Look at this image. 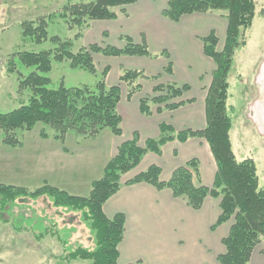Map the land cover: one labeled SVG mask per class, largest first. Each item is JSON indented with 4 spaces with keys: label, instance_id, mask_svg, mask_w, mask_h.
I'll return each mask as SVG.
<instances>
[{
    "label": "trees",
    "instance_id": "16d2710c",
    "mask_svg": "<svg viewBox=\"0 0 264 264\" xmlns=\"http://www.w3.org/2000/svg\"><path fill=\"white\" fill-rule=\"evenodd\" d=\"M136 0H92L65 6L60 18L66 21L69 29L83 28L90 21L111 20L116 14L112 8L134 3ZM255 0H168L162 15L171 21L178 22L181 17L193 13L225 11V40L221 51L217 50L218 37L210 31L201 38L203 53L215 63L211 82L205 97L206 124L203 129H183L176 131L167 123L158 125L159 135L148 138L144 145H139L137 132L132 138L117 146L116 154L105 164L99 179L91 182L87 196L71 195L57 187L44 183L30 191L23 186L0 183V212L15 204L20 198L36 199L47 196L54 207H63L67 211L79 212L80 220L92 235V249L81 245L60 256L61 262L70 263L88 260L91 264H118V246L123 239L125 216L116 213L108 218L103 212V205L124 185L146 183L155 189H169L172 196L183 199L193 208L199 209L205 198L219 199L220 213L211 225L215 229L220 224L232 221L228 234L221 240L224 252L217 255L220 264H249L252 251L264 239V189L259 185L256 166L251 158L238 161L233 153L229 132L232 127L228 111V72L231 68L232 56L238 46L245 44L244 32L251 26L255 16ZM69 13V14H68ZM70 15V18H69ZM58 16V17H59ZM54 14L48 15L51 19ZM46 20L23 21L20 24L21 35L34 43L45 40L55 42L53 49L41 51H21L17 53L21 65L33 68L26 77L19 80V88L29 89L30 96L26 103L8 112L0 111V144L19 147L20 141L15 130H31L36 123H43L54 130L53 138L62 141L69 131L81 138H95L102 130L108 129L114 136L122 134L121 115L118 104L121 98V83L127 85L126 99L141 89L138 79L148 78L142 70H126L119 75L118 83L107 86L105 77L109 66L101 71V79L94 86L49 88L50 79L47 74L52 70L53 62L68 61L73 69H80L91 74L96 73L93 56L102 54L107 57L146 56L151 54L146 43H134L126 37L121 47L111 45L88 44L77 51H72L71 40H61L57 36L48 37ZM76 33V38L80 37ZM103 35H106L105 33ZM160 55L167 58V53ZM9 70L13 71V63ZM172 73L171 63L164 68ZM154 79L157 76L151 75ZM190 86L176 83H157L152 87L153 95L139 99V111L151 115L153 110H175L192 99L181 97ZM42 137H48L41 132ZM192 137L204 139L216 163V172L211 186L195 184L194 176H199L198 161L189 159L176 167L167 180L161 179V167L149 165L145 170L133 175L121 183L127 172L137 167L142 157L149 152L161 154L162 147L168 142H186ZM1 217V216H0ZM17 230L21 225L12 223ZM66 237H70L73 228L63 229ZM72 234V233H71ZM47 235H57L62 244L66 238L60 231L44 228L35 237L40 240Z\"/></svg>",
    "mask_w": 264,
    "mask_h": 264
},
{
    "label": "rangeland",
    "instance_id": "374dc122",
    "mask_svg": "<svg viewBox=\"0 0 264 264\" xmlns=\"http://www.w3.org/2000/svg\"><path fill=\"white\" fill-rule=\"evenodd\" d=\"M81 0H0V111L8 112L21 104L26 103L30 96L29 89L19 88V80L26 77L33 68H27L20 64L17 53L21 51H41L53 49L55 42L49 39L42 43H34L29 38H23L21 35L20 24L23 21H37L40 19L47 22L48 37L57 36L61 40H71L72 51H77L88 44L97 43L101 46L111 45L121 47L126 43V37L118 38L107 31H99V26L103 27L104 21H96L90 23V30H87L89 24L83 28L69 29L66 21L60 18L59 14L63 13L66 5L79 3ZM92 0H85L89 2ZM255 16L251 26L244 32L245 44L238 46L232 56L230 71L228 72V111L232 121L231 127V143L233 153L238 161L251 158L256 166L259 185L264 189V0H255ZM117 14L119 8H112ZM215 12L220 20V24L215 25L216 36L218 37L217 50L221 51L224 45V29H225V11ZM54 14L49 19L48 15ZM69 14V13H68ZM59 16V17H58ZM70 18V15H69ZM224 21V23L222 22ZM104 29V28H103ZM223 29V33L221 32ZM80 32V37L76 38L75 34ZM106 35H103V34ZM222 33V35H221ZM153 55L157 53H151ZM96 67V73L91 74L84 70L73 69L69 67L68 61L53 62L52 70L45 74L49 77V88H57L61 84L65 87H80L83 85L94 86L101 79V71L104 67L109 66L108 73L105 77L107 86L117 84L120 73L126 70H135L134 65L144 64L142 59L128 57H107L102 54L93 56ZM155 58V57H152ZM147 57V61L156 63L161 69V56L157 59ZM146 60V59H143ZM149 60V61H148ZM13 63V71H10V65ZM168 62H166L167 66ZM199 66H208L207 61L197 63ZM215 69L214 64H210V78L212 71ZM141 70V69H138ZM142 71V70H141ZM144 71V70H143ZM190 72H196L192 69ZM168 72L161 70L155 73L157 76H148V78L138 79L141 89L136 92L134 98L142 95V97L153 95L152 86L157 83H172L168 80ZM207 75L203 76L206 79ZM190 85L191 80L181 78ZM166 80V81H165ZM211 82V81H210ZM185 83V82H183ZM122 86V106L126 101L127 85L121 83ZM208 87V86H207ZM207 91V88H206ZM197 94V89L192 86L191 90L184 94L181 99ZM133 100V99H132ZM263 119V121H262ZM41 132H46L48 137H42ZM107 132V133H103ZM100 132L95 138H81L73 131L65 134L62 141L53 138L54 130L43 123H36L31 130L18 129L14 134L21 142V157L31 161L30 170L26 165L18 166L16 178L28 177L26 181H17L16 178L6 180L3 174L14 176L9 168L4 166L10 162L7 156L0 157V164L3 166L0 171V182L6 185L23 186L33 191L44 183L51 186L48 177H55L57 173L51 171L47 176H40L36 172L46 170L47 166L61 161L62 152H68L70 156L79 159L80 176L75 182L68 183V186L75 187L76 190H69L76 196L85 197L90 190V181L101 175L103 168L100 162V154L107 146L108 140L106 136H113L109 130ZM230 133V132H229ZM108 134V135H106ZM1 136V132H0ZM60 144L61 147L55 145ZM49 144L55 145L58 153H50L48 150L53 149ZM1 145V144H0ZM6 147V145H2ZM10 148V147H9ZM13 148V147H11ZM10 150V149H9ZM54 150V149H53ZM7 151V150H6ZM61 151V152H60ZM8 155V152H4ZM116 152L113 154V156ZM112 156V157H113ZM39 157V158H38ZM111 157V158H112ZM67 158V156H66ZM109 158L108 160H110ZM106 161V163L108 162ZM42 162V163H41ZM105 163V164H106ZM139 168V167H138ZM147 168V167H146ZM11 170V169H10ZM139 169H135L137 171ZM47 171H50L48 167ZM26 172H28L26 174ZM136 174V173H135ZM133 174V175H135ZM132 175V176H133ZM123 180H121V183ZM54 187L62 188L63 186L54 185ZM77 187V188H76ZM68 192V190H65ZM70 194V193H69ZM72 195V194H71ZM0 264H91L88 260H78L70 263L61 262L60 256L67 254L68 251L81 245L85 248L92 249L94 246L92 235L87 227L80 220V213L67 211L63 207H54L47 196H41L36 199L28 197L20 198L15 204L8 206L4 211L0 212ZM12 223L21 225V230H17ZM75 226V227H73ZM49 228L52 231H60V235L66 238L64 244L57 240V235H47L37 240L35 237ZM73 228L74 232L70 233V237H66L64 231L61 230Z\"/></svg>",
    "mask_w": 264,
    "mask_h": 264
},
{
    "label": "crops",
    "instance_id": "0c3cea01",
    "mask_svg": "<svg viewBox=\"0 0 264 264\" xmlns=\"http://www.w3.org/2000/svg\"><path fill=\"white\" fill-rule=\"evenodd\" d=\"M167 1L136 0L132 4L117 7L119 10L114 19L99 20V22L104 21L105 24L103 27L99 26L98 30L101 32L106 30L108 34L112 33L118 38L129 37L134 43L144 41L151 53L165 51L167 58L160 54L152 58L157 59L161 56V69L156 63L145 62L147 61L146 56L122 57L142 59L144 64L140 63L134 66L136 69L144 70L148 76L157 72L161 73V70L163 71L166 67V62H170L172 73L165 78L178 85L188 84L189 91L194 86L197 89V94L185 98V100L192 99V102L185 103L175 110H163L160 113L153 110L151 115H144L139 111V99L142 95H139L140 98H134L136 93L133 94L130 99H126L127 103L124 102L122 106L121 94L118 112L121 115L122 134L114 136L109 131L113 136H106L108 143L100 154L102 168L117 151V146L121 142L131 139L134 132L138 133L139 145H144L146 139L156 138L159 135L158 125L162 122L171 125L176 131L188 128L199 130L205 127L206 88L211 81L210 64L215 65V63L203 53L201 38L210 31L216 32L212 21L217 26L220 24V20H217L218 15L211 11L188 14L181 17L178 22L171 21L162 15ZM222 22L224 23V21ZM90 23H96V21H90L87 30H90ZM225 30L226 21L224 39ZM221 32L223 33V29ZM218 42L220 41L218 40ZM203 61H207L209 65L203 67L197 65ZM192 69H195L196 72H190ZM204 75H207L206 79H203ZM181 78L190 79L192 84L190 85ZM229 136H231V130ZM54 143L58 148L61 147L60 144H56V141ZM49 145L54 150L50 149L48 152L57 154L59 151L56 149L57 147ZM4 147L0 145V157L7 156L5 158L11 159L4 166L15 175L3 174V178L13 181L17 177L19 164L26 165L29 172L31 161L36 156L34 155L32 160H27L21 157L22 147ZM4 152H8V155H4ZM62 154L58 165L54 166L48 162V166L47 163L43 166L46 167L45 171L43 169L36 173L40 176H47L46 174L49 172L55 171L56 178L47 176L51 184L63 186L59 189L68 190V193L74 195L69 190H76L75 187L67 184L80 183V181L75 182L74 180H76V175H79L77 179H81V163L79 159L72 156L68 158V152L63 151ZM192 158L197 159L199 168V176L198 178L194 176L193 182L211 186L216 172V163L207 142L197 137H192L184 143L168 142L162 147L161 154L146 153L139 165L124 174L122 180L124 182L151 164L159 165L161 179L167 180L176 167ZM0 162L2 163L1 160ZM2 166L0 164V168ZM48 167L50 171H47ZM136 168L139 170L134 171ZM4 172L0 171V173ZM101 175L92 181L99 179ZM26 179L28 180L27 176ZM26 179L16 178L17 181H26ZM103 212L108 218H112L116 213H122L125 216L124 235L118 246V264H220L217 255L224 252L221 240L228 234L232 223V221H227L215 229H211V225L220 213L219 199L217 198L207 197L199 209H193L183 199L172 196L169 189L158 190L146 183L133 185L122 183L117 193L103 205ZM249 264H264V239L252 251Z\"/></svg>",
    "mask_w": 264,
    "mask_h": 264
}]
</instances>
